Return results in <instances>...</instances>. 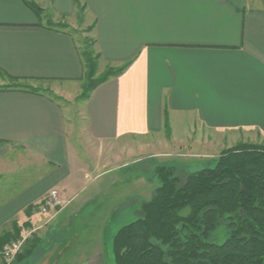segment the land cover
I'll return each instance as SVG.
<instances>
[{
	"label": "crops",
	"instance_id": "0c3cea01",
	"mask_svg": "<svg viewBox=\"0 0 264 264\" xmlns=\"http://www.w3.org/2000/svg\"><path fill=\"white\" fill-rule=\"evenodd\" d=\"M77 28L91 29L101 62L128 66L79 105L83 133L65 100L0 90V232L17 222L39 227L46 248L39 264H107L102 235L113 212L87 243H98L93 249L77 251L76 238L60 232L91 202L81 200L92 179L83 139L112 153L161 136L168 122L180 134L264 140V0H0V75L77 88L84 80ZM101 162L103 170L112 158ZM53 190L64 207L45 226L37 209Z\"/></svg>",
	"mask_w": 264,
	"mask_h": 264
},
{
	"label": "trees",
	"instance_id": "16d2710c",
	"mask_svg": "<svg viewBox=\"0 0 264 264\" xmlns=\"http://www.w3.org/2000/svg\"><path fill=\"white\" fill-rule=\"evenodd\" d=\"M82 58L84 79L90 80L97 65L85 61L83 54ZM127 68L92 81L84 99ZM14 90L42 93L19 86ZM157 177L160 185L142 204V217L122 227L113 239L114 264H264V144L239 143L223 151L214 168L188 174L183 181L172 169L158 170ZM221 228L227 237L218 245L211 239ZM13 232L0 238V250L19 236L20 229L15 225Z\"/></svg>",
	"mask_w": 264,
	"mask_h": 264
},
{
	"label": "rangeland",
	"instance_id": "374dc122",
	"mask_svg": "<svg viewBox=\"0 0 264 264\" xmlns=\"http://www.w3.org/2000/svg\"><path fill=\"white\" fill-rule=\"evenodd\" d=\"M73 31L79 42L81 54L85 56L84 60L93 61L97 65V72L92 79L89 80L85 77L77 88L69 89L65 85L59 83L16 81L0 75V90H14L15 87L19 86L38 90L58 100H65V104L71 107L74 113V126L78 134V131L83 133L81 129V115L79 113L81 107L79 105L85 100V90L90 87L92 81L99 80L107 73L116 71L119 68L106 65L100 61L91 35V29L77 28ZM81 138L83 139V137ZM86 142L87 141H84V139L82 140L84 146H87ZM239 143L264 144V140H262L260 136L250 133H213L196 131L190 134H180L173 132L169 128V130H165L161 136L154 137L152 140H146L144 142L134 140L129 142L130 147H128L127 144L115 147L112 153L102 150L101 147L97 145L90 148L80 145L82 150L81 153H83V156H81L82 160L89 166H92L90 170L92 179L89 184L83 187L85 191L81 196V200L85 198L91 202L79 213L77 219H75L74 222L72 221V225H67L60 231L62 236L65 234V237H75L76 241L73 242V246L77 251L81 252L84 246H89L87 243H89L90 240L95 241L101 236V223H103L104 217L111 215L113 212V218H111L110 221L108 220L107 226L103 231V243L101 248H103L107 264H114L112 254L113 239L122 227L142 217V204L155 195L160 185L157 177L158 170L172 169L175 176L183 181L188 174L214 168L220 154ZM77 144H79V142ZM86 150L90 152L89 155L85 154ZM109 154H111L110 157ZM109 158H112V163L108 168L102 170L100 162ZM105 169H107V171H112L94 180V178L103 173ZM136 194H138L139 197L136 196L132 198ZM128 197L131 198V200L125 202L124 205L121 206L123 201ZM79 201L80 198H77V202ZM44 202L38 208H40ZM98 207L101 208L98 209ZM137 209L140 210L138 211ZM56 216L52 219L50 216H43L47 219L44 225L48 226ZM15 225L20 229V234L9 243L21 240L27 230H36V232L23 244L21 254L12 264H23L26 261V264H39L41 262V257L46 251V248H41V240L38 238L40 228L28 222L22 224L17 222L13 223L10 232L1 231L0 238L6 233H13L14 235L13 227ZM57 234L58 233H56V235ZM226 237L227 235L224 228H221L213 235L211 242L221 245L225 242ZM35 244L37 247L34 249L33 253L27 259H24L28 251ZM97 246H99L98 243L94 242L89 248L93 249V247ZM40 249L43 250L40 251Z\"/></svg>",
	"mask_w": 264,
	"mask_h": 264
},
{
	"label": "built area",
	"instance_id": "2783aa9c",
	"mask_svg": "<svg viewBox=\"0 0 264 264\" xmlns=\"http://www.w3.org/2000/svg\"><path fill=\"white\" fill-rule=\"evenodd\" d=\"M64 207L63 202L56 190L51 191L44 204L38 208V213L44 217H55ZM53 213V214H52ZM36 230H27L19 241H13L0 250V264H12L21 254L23 244L34 235Z\"/></svg>",
	"mask_w": 264,
	"mask_h": 264
}]
</instances>
